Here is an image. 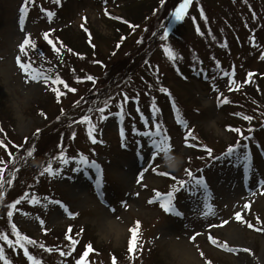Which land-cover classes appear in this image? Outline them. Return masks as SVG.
Returning <instances> with one entry per match:
<instances>
[{"label":"rangeland","instance_id":"obj_1","mask_svg":"<svg viewBox=\"0 0 264 264\" xmlns=\"http://www.w3.org/2000/svg\"><path fill=\"white\" fill-rule=\"evenodd\" d=\"M113 1L0 0V140L7 145H0V180L13 177L12 185L5 181L0 191L9 190L6 197H19L38 180L36 196L51 197L38 208H32L29 199L18 204L13 209V219L35 240L56 243V251H60L48 253L38 252L41 247L32 245L42 264H76L88 244L94 249L89 252L90 264H113V257L116 264H264V230H258L264 229V164L254 160L250 166L249 154L242 148L212 161L175 193L173 203L182 215L165 212L154 191H172L173 186L179 187V180H185V169L193 172L205 165L210 158L202 159L206 153L202 146L211 147L216 154L238 142L240 135L236 127H228L230 122L234 121L246 133L259 119H264V0H195L181 22L166 28L168 9L178 0H165L163 5L160 0L152 2L154 11L148 16L152 5H141L136 0ZM124 1L134 7L130 13L118 7ZM48 10L54 13L51 20ZM109 14L116 18L125 14L133 22L141 20L140 28L120 45L117 43L118 48L114 47L119 40L115 25L110 21L114 18ZM250 16H255V24L245 30L246 20L242 19ZM63 30L64 34L57 35ZM165 30L168 35L162 39ZM45 32L60 49L58 55L68 59L71 49L81 52V56L75 62L62 61L53 44L44 39ZM234 33L238 39L233 38ZM251 35L256 39L253 45L249 44ZM26 36L31 37L35 47L28 45L21 52L19 45ZM165 48L172 50L174 58H169ZM18 56L30 65L28 73L17 63ZM208 57L219 74L212 70L216 74L210 75V69L204 68L210 61ZM100 61L117 71L112 81L108 77L110 71ZM121 68L125 72L119 73ZM199 68L208 73L202 76L204 80L196 73ZM37 74V79H31ZM89 75L95 80H87ZM182 76L189 82L183 81ZM57 77L63 83L56 82ZM128 81L135 87L144 86L149 95L151 85L156 87L152 92L155 107L161 110L166 136L173 145L168 154L181 161L178 167H169L164 153L150 159L153 140L141 139L138 146L137 142L130 144L128 139L118 137L116 114H108L114 111L119 98L125 106L124 97L116 98L115 90L118 84ZM230 85L232 91L227 90ZM236 85L238 91H234ZM72 88L76 91L72 92ZM241 88L243 94H238ZM56 90L61 93L59 98ZM138 95L144 97V93ZM103 102L111 104L107 113L100 115L95 107ZM134 111L131 103L125 119L129 113L133 117ZM174 111L186 121V128L173 124ZM89 115L95 127L82 121ZM153 119V115H147L145 124H154ZM189 127H193L195 137L188 138L191 147L185 144ZM89 128L92 133L95 129V139L100 141L91 144ZM139 128L137 124L132 135L139 133ZM37 129L41 130L38 134ZM71 130L75 139L71 138ZM255 144L251 142L253 148ZM33 146V155L27 156ZM61 152L66 160L72 155L75 159L59 164ZM92 155L109 173L104 179L95 167L80 159ZM49 162L55 174L41 175ZM129 165L137 176L133 186L126 178ZM98 176L99 190L94 186ZM201 176L204 184H197L194 178ZM76 182L79 188L74 189ZM249 196L253 197L248 201ZM56 200L66 204L68 211L54 203ZM150 200L153 202L149 203ZM69 212L77 215L70 216ZM237 212L242 217L239 221ZM225 220L227 224L223 223ZM137 221L140 226L136 246L129 252L130 229ZM248 223L254 227L249 228ZM68 235L78 241L74 251L71 241L66 239ZM225 243L227 248L222 246ZM61 251L71 255H61Z\"/></svg>","mask_w":264,"mask_h":264},{"label":"snow or ice","instance_id":"obj_2","mask_svg":"<svg viewBox=\"0 0 264 264\" xmlns=\"http://www.w3.org/2000/svg\"><path fill=\"white\" fill-rule=\"evenodd\" d=\"M57 3H59V0H56ZM193 0H182L181 3H179L178 7L175 8L172 16H173V19L175 21H181L184 19L185 15L187 14L188 12V8L189 6L192 4ZM160 3L161 5H163L165 3V0H160ZM22 12L25 11V9H21ZM201 14L203 15V11L201 10ZM47 16L49 18V20H51V18L54 16V13L51 12V11H48L47 12ZM119 19V18H117ZM126 22V21H125ZM20 23L21 25H23L24 23V18L23 16H21V19H20ZM127 23V22H126ZM81 27H84L83 25H81ZM85 31H88L86 28H85ZM44 39L48 41L49 44H53V41L51 39H49V33L48 32H45L44 34ZM90 35V34H89ZM167 35H168V32L167 30H165L164 32V35L162 37V39L164 38H167ZM28 45H31L32 47H35V45L32 43V40H31V37L30 36H26L23 40V42L19 45V48H20V51L21 52H25L26 51V46ZM119 46V45H117ZM53 48L54 50L59 53L60 52V49L57 48L54 44H53ZM69 51H71V49H68ZM165 51L166 53L169 55V58H174V53L172 52V50L170 48H165ZM17 63L19 64L20 68L22 70H24L25 73H28L29 70H30V65L28 64H25L21 61V58L18 56L17 57ZM251 75V74H249ZM38 78V74L37 75H33L31 77V79H37ZM45 79H48L47 77ZM87 80L89 81H94L95 80V77L89 75L86 77ZM56 82H60V83H63L62 81H60L59 77L56 78ZM64 87H68V85L65 83L64 84ZM72 92H75L76 89L75 88H72L70 89ZM162 91H167V89H162ZM56 95L57 97L59 98V96L61 95V93L56 90ZM226 102V101H225ZM101 113H103L104 109H100ZM245 119H251V117H248V116H245L244 117ZM102 119H106V117H103L102 116ZM82 121L83 122H89L90 121V117L88 116H84L82 118ZM156 134L159 135L160 134V125H156ZM41 130L40 129H37L36 130V133L38 134ZM235 131L237 132H240V129H235ZM0 132H3V129L0 128ZM89 136L92 138L93 140V143L96 142L95 140V137L92 136V128H89ZM73 135H75L73 133ZM124 133H123V129H121V136L123 137ZM143 135L145 136H151V133L150 132H145L143 133ZM189 137H192V138H195L194 137V134L193 132L190 130L188 131L186 137H185V144L188 145V146H193L191 144L188 143V138ZM0 145H3L4 147H7V145L4 144V141L3 140H0ZM152 146H153V149L154 151L152 152V156L150 157V159H154L157 155H159L160 153H164L165 155H167L169 152L172 151L173 149V145L170 143V137L168 136H164V138L160 141H156V140H153L152 141ZM18 147H22L21 146H18ZM208 155L211 156L212 155V149L211 148H207V146H204ZM35 151V146H33L32 149L28 150L27 151V156H32L33 155V152ZM234 151V146H229L228 149H227V153H225V155H229L231 154L232 152ZM9 155H11V153H9ZM247 158V157H246ZM60 159L63 163H67V160L64 158V153L61 152L60 154ZM81 161L85 164H88L89 161L87 159V157H84V156H81ZM0 163H2V161H0ZM93 167L96 168L97 172H101V168H100V165L97 164L95 161H92L91 162ZM153 171H156L155 168H153ZM49 173V174H55L53 168H52V165H51V162L48 163L47 167H45L42 172L40 173L41 175H43L44 173ZM185 173L187 176L189 177H193V173L191 170L189 169H185ZM159 175H163V176H169L171 175L170 172H158ZM142 178V177H141ZM173 179L175 180L176 178L173 177ZM196 179V183L197 184H204V177H199V178H194ZM101 183V178L98 176L97 177V184H100ZM187 183V181L185 180H179L178 181V185L179 187H176V186H173V189L172 191H169L167 193H160L159 191H155V198L156 199H160L162 202H161V207L163 208V210L165 212H169V213H174L175 215L179 216V215H182L183 213L180 212L179 210L176 209L173 201L175 199V193L177 191H179L180 188H182L185 184ZM264 183V182H262ZM153 201L150 200L149 203H152ZM17 203H19V201H17ZM54 203L56 204H59L61 205L62 208H64V210L67 212L68 209H67V206L63 205L62 202L60 201H54ZM11 207H15V204L11 205ZM207 207V206H206ZM247 207V205H246ZM209 211H211V209L209 208ZM70 216H75L77 215L76 213H71L69 212L68 213ZM205 215H207L208 213H204ZM9 217L12 216V213L9 212L8 213ZM236 216V219L239 221L242 219L241 217V214L239 212H237L235 214ZM44 222L41 221V224H43ZM224 224H227L228 221L225 220L223 221ZM139 226H140V222L137 221L136 222V225L130 229V232L132 233V238H131V241H130V247H129V252H132L136 246V240L138 238V231H139ZM247 226L249 228H252L254 227L251 223H248ZM12 228H13V231L15 232L16 236H17V239L15 241V244L19 245L21 248H24V255L28 257V260L31 262V264H42L41 260L37 259L35 256L31 255L28 251V249L25 247L24 243L23 242H27L29 244H34L36 243L34 240H32L30 237L26 236V235H22L19 230H17L16 226L13 224L12 225ZM258 230H264V229H258ZM81 231H83L81 229ZM69 232H71V228H69ZM68 240L71 241V244H72V250L74 251L75 250V245L78 243V241H76L75 239H73V237L71 235H68L66 237ZM0 239H3L5 241H8V243L11 245L12 242L8 240V236L7 235H0ZM193 239H195V237H193ZM210 239L212 240V242L215 244L217 243L216 239L215 238H212L210 237ZM223 247L227 248V243H225L224 245H222ZM41 248L44 247L43 244L40 245ZM87 250L83 253V255L76 261V264H87V260L85 259V257L88 256V253L91 252V251H94L93 247L91 244H88L86 246ZM231 251V249H229ZM47 251L51 252L53 251V249L49 248L47 249ZM244 251H250L249 249H244ZM61 255H71V252H63L61 251ZM201 255H203V253H201ZM0 259L2 260H5V264H10L9 261H7V259L4 257L3 255V249L0 248ZM113 264H116V258L113 257ZM209 264H211V262H209Z\"/></svg>","mask_w":264,"mask_h":264},{"label":"trees","instance_id":"obj_3","mask_svg":"<svg viewBox=\"0 0 264 264\" xmlns=\"http://www.w3.org/2000/svg\"><path fill=\"white\" fill-rule=\"evenodd\" d=\"M136 1H138V2H136V3H141V5H146V6H149V5H152V7L150 8V10H149V12L147 13V16L148 15H150V14H152V12L154 11V8H153V3L152 2H159L158 0H156V1H154V0H136ZM130 5H131V3H127V1H124L123 3H122V6H118V7H121V9L124 11V12H128V13H130L131 12V10L134 8V7H130ZM175 5V4H174ZM173 5V6H174ZM173 6L171 7V8H169L168 10H169V14H170V11H171V9L173 8ZM249 9H251L252 10V6H250L249 7ZM248 10V9H247ZM110 16L112 17V18H114V19H111L110 21H111V24H113V25H115V31H116V37L119 39V40H121V41H117V42H115L114 43V47H116L117 45V43L120 45L121 44V42L123 41V40H126V38H128V37H130L135 31V29L136 28H140V21L138 20L137 22H133V21H131L129 18H130V16H125V14H124V17H119V19L118 20H116L117 18H116V16H114V15H112V14H110ZM147 16H145V18L147 17ZM144 17V16H143ZM142 17V18H143ZM250 19V17H245V18H243L242 20H246V22H244L245 23V27L248 25V20ZM127 23H126V22ZM249 25H251V24H249ZM244 28V27H243ZM242 28V29H243ZM66 30L68 29V28H65ZM64 29V30H65ZM64 30L63 31H58V34L57 35H62V34H64L63 32H64ZM67 35L68 34H66V37H67ZM234 36L235 37H238V35L236 34V33H234ZM58 39L61 41H63V37H61V36H58ZM89 44H91L92 43V41L91 40H89V42H88ZM92 48H95V45H93V47ZM116 48H118V47H116ZM94 50V49H93ZM72 52V56L71 57H69L68 59H66L65 57L62 59V61H65V62H67L68 60H70V61H73V62H75L76 61V57H80L81 56V52H79V51H77V50H71ZM97 53V51L95 52V53H93L92 55H94V54H96ZM82 55H85V54H82ZM143 57V56H142ZM209 59V58H208ZM130 60V59H129ZM129 60H128V62L125 64V65H127L128 63H129ZM100 62H102V61H100ZM71 64H72V62H70ZM102 64L104 65V67L107 69L108 68V72L110 71V75H108V77L110 78V81H112L113 80V76L114 75H116L115 73H117V71H114L113 70V68H112V66H110V67H108V66H106V64L105 63H103L102 62ZM121 71L119 72V73H123V72H125V70L126 69H124V68H121L120 69ZM66 73H67V71H66ZM106 74H107V72H106ZM125 74V73H124ZM146 84V83H145ZM115 84H113V86H114ZM137 87H135V84H131V81L129 82H127V84H118V86H117V88H116V96H118L119 95V91L121 90V89H119V88H122V89H124L123 91H125V95L126 94H133V96H135V95H138V94H140V93H146V95L147 96H145L144 95V98L146 99V98H149L148 97V94H149V92H148V90L144 87V86H138V85H136ZM146 87H147V85H145ZM148 87H149V85H148ZM135 88V91H133L132 89H134ZM141 88H144V90L142 91V89ZM151 92L152 91H154L155 90V87L153 86V85H151ZM241 94H243V91L241 92ZM84 97V96H83ZM140 97H142V96H140ZM107 107H108V104H107ZM60 113V112H59ZM58 113V114H59ZM261 121H264V119L263 120H260L259 119V123H257L256 124V126H252L251 128H254L255 130H258V128H259V126H260V123H263V122H261ZM230 124L231 125H233V126H236V123L233 121L232 123L230 122ZM240 125H242V124H240ZM243 127V126H242ZM70 135H73V131L71 130L70 132ZM250 134H252V132L250 133ZM10 140V142L9 143H11V139H9ZM212 149V148H211ZM213 150V149H212ZM222 151V150H221ZM221 151H220V153H221ZM219 153V152H218ZM219 153V154H220ZM217 154V153H216ZM207 156H209L208 155V153L206 154H204V157L202 158V159H208V157ZM213 156H215V154H214V151H212V155L211 156H209L210 158L211 157H213ZM11 157V156H10ZM202 159H199V162H201L202 161ZM6 167V166H5ZM7 174V173H6ZM8 175V174H7ZM9 176V175H8ZM12 177V176H11ZM11 177H9V178H7V177H5L4 178V180H0V185L2 186V184L6 181V183H7V185H9L10 183H11V185H12V182H13V180H11L12 178ZM35 179H37L36 177L34 178V180ZM33 181V180H32ZM38 183V180H37V182H34L33 181V186L31 185V187L29 188V189H27V190H29V192H27L26 193V195H23V196H25L24 198H26L27 196H28V194H30L31 193V191H36V187H37V184ZM9 191V190H8ZM8 191L5 193H3V192H1L0 191V203L2 204V211H3V214H2V216H0V235H5V233H7V232H9L11 229H12V225L14 224V222L13 221H11V217H9V215H8V213L9 212H11L12 210V208L13 207H11V205H13L14 203H17V201H21V197L20 198H18L17 197V194L15 195V198H13V196H10V197H6V195L8 194ZM21 195V194H20ZM7 200V201H6ZM18 204V203H17ZM0 210H1V208H0ZM15 225V224H14ZM16 226V225H15ZM21 231H22V229H21ZM17 238H15L14 240H16ZM45 242V241H44ZM47 243V242H46ZM56 245V243L55 244H48L47 245V247H45L46 249L48 248V247H54ZM2 247H4V243H1V241H0V248H2ZM40 260V259H39Z\"/></svg>","mask_w":264,"mask_h":264},{"label":"bare ground","instance_id":"obj_4","mask_svg":"<svg viewBox=\"0 0 264 264\" xmlns=\"http://www.w3.org/2000/svg\"><path fill=\"white\" fill-rule=\"evenodd\" d=\"M127 176H126V178H127V183L130 185V186H133V183L134 182H136V180H137V176H136V171L134 170V168H133V166L131 165H129L127 168ZM73 188L74 189H77V188H79V185H78V183L76 182V185L74 184V186H73ZM253 196H249V198H247L248 199V201L252 198ZM165 233V232H164ZM229 236H233V233H232V231H231V233H229Z\"/></svg>","mask_w":264,"mask_h":264},{"label":"clouds","instance_id":"obj_5","mask_svg":"<svg viewBox=\"0 0 264 264\" xmlns=\"http://www.w3.org/2000/svg\"><path fill=\"white\" fill-rule=\"evenodd\" d=\"M165 162L168 164L169 167L176 168V167H178V165L181 161H180L179 157L168 154L165 157Z\"/></svg>","mask_w":264,"mask_h":264}]
</instances>
